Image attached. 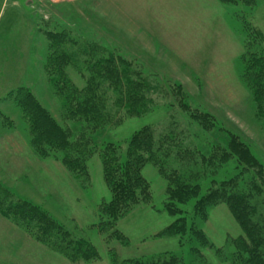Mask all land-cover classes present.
I'll return each instance as SVG.
<instances>
[{
	"label": "rangeland",
	"instance_id": "obj_1",
	"mask_svg": "<svg viewBox=\"0 0 264 264\" xmlns=\"http://www.w3.org/2000/svg\"><path fill=\"white\" fill-rule=\"evenodd\" d=\"M147 1L149 0H126L128 6L133 3L135 6L131 9L129 7L127 12H145L146 9L138 10V5ZM121 2L123 0H0V113L9 117L8 121H3L0 114V184L16 197L37 205L68 230L72 237L89 240L97 247L100 258L86 260L79 255L71 259L30 235L1 213L0 216L44 248L47 255L41 258L39 264H111L109 247L113 248L121 259L165 253L181 256L182 264H233L228 258L235 253L237 247L230 240L244 236L245 233L229 207L223 203L212 206L205 221H198L208 240L223 250L222 258L216 254L215 247L202 246L192 239L189 233L182 238L185 239L183 243L179 236L157 235L178 216L171 215L164 209L167 183L152 164L143 168V175L151 183V199L136 205L119 220L117 228L127 237L126 241L106 238V243L97 226L98 205L111 198V192L104 179L101 150L106 142H114L120 144V154L125 156L127 142L136 130L150 125L158 133L167 132L171 130L168 128L170 123L176 132L186 134V143L198 147L206 156L215 148L218 153L223 152L220 148L226 149L232 136L240 139L255 157L260 168H248L240 163L237 155H232L227 161L224 159L223 163L212 166L213 172L217 168L214 175L200 180V195L214 185L213 181L221 182L241 171L244 181L241 184L252 194V198L254 197L257 211L253 213V219L261 226L264 238V106H259L243 78L244 64L241 58L245 49L244 27H256L263 43L253 50L264 53V0H236V3L203 0L200 4H180V10L184 11L185 17L201 15L185 19L188 26L185 29H177L179 32L202 31L208 41L217 44L225 45L228 40L230 45L231 38L234 40L235 47L227 52L228 55L230 52L233 54L232 57L227 55L230 65L223 66L224 70L230 73V81L225 86L227 92L222 89L214 90L215 87L212 88L210 84H195L189 67H160L163 71L162 77L148 74L149 70L144 69V72L131 51L119 50L120 44L133 40L136 33V25L132 27L135 19L133 23L132 19H118L115 22L132 23L131 30L134 33H128L131 38L127 35L122 37L121 33L115 34L114 15L120 11L118 8ZM215 6H218L224 18L205 20L207 14L215 11ZM207 21L218 23V27L204 26L203 23ZM165 24L166 22L160 20L159 25L155 22L153 26L163 30ZM225 27L227 29L223 32L228 33L221 37V31ZM60 31L95 40L108 52H112L115 59L120 57L131 61L138 66V71L142 72L143 76L153 78L165 89V93L149 95L151 98L155 97V103L149 112L137 117H128L119 126H109L93 133L97 149L85 162L88 175L84 177H79L67 167L61 159V152H57L56 156L53 153L50 156H41L34 150L29 124L23 119L14 99L10 97V92L19 86L28 87L61 124L71 128L75 134L79 133L80 123L62 118L61 97L55 93L44 66L51 43L50 33ZM220 51L223 56L226 55L225 49ZM167 53L166 55L171 57L176 55L170 44H167ZM172 69L186 72L185 76H181V82L173 80L177 74L173 78L166 75V71L171 73ZM67 70L76 84L84 85L85 78L73 66ZM178 83L182 85L179 90L186 93L180 97V101L169 95L173 89L176 90ZM199 88L203 92H196ZM182 102H188L195 111L198 109L210 113L213 119L208 121L209 128L205 129L204 124L192 120L185 112ZM199 197L181 205L186 211L184 216H187L189 223L194 220V204ZM15 247L16 251L25 250L24 264L36 261L30 259L34 249L29 244H15ZM195 248L198 252L193 251ZM261 250L264 255V246ZM15 260H3L0 257V264H14ZM39 260L40 258L37 259Z\"/></svg>",
	"mask_w": 264,
	"mask_h": 264
},
{
	"label": "trees",
	"instance_id": "obj_2",
	"mask_svg": "<svg viewBox=\"0 0 264 264\" xmlns=\"http://www.w3.org/2000/svg\"><path fill=\"white\" fill-rule=\"evenodd\" d=\"M224 3H236V0H220ZM252 28L244 27V52L241 56L244 64L243 78L258 102L264 106V53L254 51L263 43L261 34ZM263 35V34H262ZM51 43L45 58V71L61 97V116L81 124L75 134L64 126L37 99L31 89L19 86L10 92L20 109L23 119L29 124L31 144L41 156H56L62 153V161L79 177L88 172L85 162L96 151L93 133L109 126H119L128 117H137L149 112L155 103V97L165 93L163 85L153 78L143 76L138 66L123 58H116L112 52L98 42L66 34L65 31L50 33ZM55 41V44L53 42ZM118 62L120 64H118ZM73 66L83 78V86L76 84L68 74V67ZM125 76V78H123ZM137 76V77H136ZM136 77V78H134ZM179 88L173 89L176 101L186 93ZM160 93V94H161ZM148 95V96H147ZM187 115L209 128L213 119L208 112L193 110L188 102H182ZM259 107V108H260ZM261 111V108H260ZM3 121H8L4 113ZM264 114V113H263ZM10 123V122H9ZM13 123V122H11ZM172 123L167 132H157L153 126L146 125L136 130L127 142L126 155L121 156L120 144L106 142L101 150L104 179L111 192V198L98 205L99 231L104 239L126 241V236L117 228L119 220L133 207L151 199V183L143 175V168L152 164L165 179L166 199L164 209L171 215L178 216L165 227L158 236H179L181 243L187 233L202 246L215 247L208 240L198 221L208 218L212 206L227 205L244 231L230 241L237 250L228 259L233 264H264L261 248L264 238L261 226L253 219L256 206L252 194L244 185L243 173L221 182L213 181L202 195L200 180L214 175L212 166L227 161L237 155L240 163L248 168H260L255 157L243 145L240 139L232 136L227 148H215L206 156L197 147L186 143V134L175 131ZM173 128V129H172ZM158 133V134H157ZM221 150V151H222ZM211 173V174H210ZM83 175V176H81ZM83 181V180H82ZM258 188V186L256 185ZM257 191V189H256ZM200 196V197H199ZM194 204V219L189 223L182 204L197 198ZM0 213L21 226L27 233L38 240L63 252L67 256L86 260L99 259L97 247L89 240L72 237L70 232L50 217L34 203L16 197L9 189L0 184ZM107 237H106V236ZM106 243H108L106 241ZM108 245V244H107ZM216 254L222 258L223 250L215 247ZM193 251L198 252L195 248ZM111 264H182L183 258L176 254H162L142 258L121 259L113 248L109 247ZM227 259V258H226Z\"/></svg>",
	"mask_w": 264,
	"mask_h": 264
},
{
	"label": "crops",
	"instance_id": "obj_3",
	"mask_svg": "<svg viewBox=\"0 0 264 264\" xmlns=\"http://www.w3.org/2000/svg\"><path fill=\"white\" fill-rule=\"evenodd\" d=\"M208 1L212 2L213 0ZM202 2L203 0H149L145 4L138 5V10L146 9L145 12H133L132 10H130L132 12H127L129 7L131 9L135 8V6L134 3L128 6L126 0H123L118 8L120 11L114 15V24L116 29L115 34L121 33L122 37L127 35L131 38L128 33H134V31L131 30L133 19H135V21L132 27L134 28V25H136V33L133 40H127L128 43L122 42L124 44H120L119 50L127 49L131 51L135 56V59L143 68V71L144 69L145 71L149 70L148 74L160 77L163 74L160 67H189L190 74L195 81V84H210L212 88L215 87L214 90L222 89L227 92L228 90L225 86L230 81V73H227L223 66L230 65L228 56L232 57L233 54L230 52L228 55L227 52L229 49L231 50L235 47L234 40L231 38L230 45L228 44V40L225 45L217 44L208 41L202 31L182 33L177 30L185 29L188 26V22L185 19H190L191 17L196 18L201 15L198 14L185 17L184 11L180 10V4H200ZM163 10L166 11L163 12ZM101 12L103 13V11ZM214 18H224V14H221L218 6H215L214 12H210L206 15L205 20ZM118 19H132V23L129 24L124 21L115 22ZM160 20L166 22L163 30L159 27L153 26L155 22L159 25ZM203 25L214 26L216 28L218 27V23H212L210 21L203 23ZM220 25L222 26L223 22H221ZM118 29L120 31H118ZM224 29H227V27L222 29L221 37L228 33L227 31L224 33ZM167 44L173 46L174 53H176L174 57L166 55L168 54ZM223 49L226 51L225 56H223L220 51ZM148 51L153 52V54ZM172 70L173 71H171V73L170 71H166V75L173 78L177 74L173 80L181 82V76H185L186 72L181 69H177L180 72L175 71V69ZM182 80L184 81V79ZM224 83L225 85H223ZM196 92L201 93L203 91L199 88ZM20 243L23 245L26 243L33 247L34 252H31L30 259L36 261L31 264H39L41 258H44L47 255L44 248H42L39 244H36L31 237L21 233L19 230L14 228V226L9 224L5 218L0 216V257H2L3 260H9L11 258L16 259L14 264H24V258L26 256L25 250L16 251L15 247V244ZM38 258H40L39 261H37ZM62 264L64 263L62 262Z\"/></svg>",
	"mask_w": 264,
	"mask_h": 264
}]
</instances>
